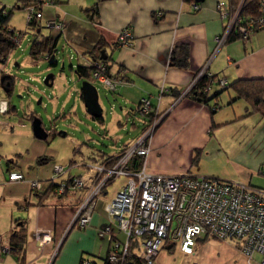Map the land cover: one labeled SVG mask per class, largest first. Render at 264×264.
<instances>
[{"label": "crops", "instance_id": "0c3cea01", "mask_svg": "<svg viewBox=\"0 0 264 264\" xmlns=\"http://www.w3.org/2000/svg\"><path fill=\"white\" fill-rule=\"evenodd\" d=\"M71 2L83 8L86 17L64 6ZM193 2L199 9L192 10ZM218 2L228 0H41L42 16L36 27L39 31L52 18L62 20L77 65H83L93 46L102 45L120 100H132L137 111L140 101L147 98L153 110L162 115L149 140L146 162L150 172L206 176L201 164L207 157L232 162L239 169L230 175L238 172V177L247 179L253 169L264 165V118L231 87L213 86L209 104L183 94L206 63L210 72L225 78L228 84L240 79H264V30L256 31L248 40L232 35L215 50V38L226 24L216 10ZM94 5L97 14L88 16L85 10ZM124 27L132 33L128 46L118 44V33ZM70 68L75 69L72 64ZM4 79L0 68V97L7 98L2 86L10 87V83L3 84ZM161 87L164 91L160 93ZM80 97L83 102L81 91ZM214 103L218 107L212 111L210 105ZM31 113L17 116L12 106L0 115V120L8 124L0 125V238L10 243L11 234L21 227L25 235L23 249L1 254L0 264H81L84 257L92 264H101L109 248L102 230L106 225L115 229V221L104 205L117 189L112 192L108 185L101 191L89 223L81 228L72 221L88 189L69 188L60 195L54 186L86 176L90 163L119 153L131 141L112 153L90 148L87 155L80 145L76 148L73 144L72 156L58 160L53 142L65 137L66 132L63 135L53 129L45 139L36 137ZM124 113L129 114L126 110ZM98 117L92 118L103 124V111L101 120ZM148 119L144 118L133 140L143 132ZM118 124H122L119 119ZM196 153L199 159L194 162ZM55 164L68 168L54 177ZM11 171L21 173L23 179L9 180ZM220 179L249 184L237 178ZM32 180L41 181L42 190L34 191ZM43 236L50 241L43 243Z\"/></svg>", "mask_w": 264, "mask_h": 264}, {"label": "built area", "instance_id": "2783aa9c", "mask_svg": "<svg viewBox=\"0 0 264 264\" xmlns=\"http://www.w3.org/2000/svg\"><path fill=\"white\" fill-rule=\"evenodd\" d=\"M191 7L197 10L200 6L193 2ZM0 10L5 12L2 5ZM26 10L27 24L41 19V11L34 6L30 5ZM216 10L226 24L222 33L215 38V50L228 40L233 30H237L240 39L248 40L256 30L264 27L263 17L249 18L243 22L240 17L241 4L235 12H231L228 3L218 2ZM261 10L264 11V2L261 3ZM45 25L58 33L65 28L64 22L56 18L48 20ZM131 39L129 27H124L118 33V44L121 46L130 45ZM12 40L17 46L21 41L17 36ZM98 55L99 50H96L94 56ZM83 66L92 68L86 77L87 81H99L109 90L115 89V83L106 74L107 69L102 62L87 57ZM202 77L207 79L204 91L208 94L215 85L220 88L228 85L225 78L210 72L206 63L183 94L188 95ZM162 91L164 87L160 88V93ZM9 104L8 98L0 97V115L9 111ZM137 111L149 119L143 132L131 144L125 146L118 156L110 155L100 162L90 163L86 176L60 182L55 190L57 194H64L69 188L88 189L87 197L78 205L72 221L82 228L89 223L101 191L116 179L124 178L113 198L104 205L110 218L115 221V229L106 225L102 230L108 237L109 248L101 264H134L137 261L153 264L168 242L177 245L182 253L192 254L201 236L220 240L235 239L239 242L240 253L249 262L264 264V188L188 173L150 172L146 162L150 152L149 140L162 115L157 109L153 110L147 98L140 101ZM0 125L7 127L8 124L0 120ZM135 160L138 165L133 168ZM67 168L55 164L54 177L63 174ZM258 172L264 175V168ZM8 178L11 181L21 180L23 175L11 171ZM30 186L34 191L42 190L41 181L32 180ZM40 240L43 243L50 241L47 236ZM11 251L10 243H3L0 238V255ZM256 254L261 256L258 262L253 261ZM81 264L92 262L84 257Z\"/></svg>", "mask_w": 264, "mask_h": 264}, {"label": "rangeland", "instance_id": "374dc122", "mask_svg": "<svg viewBox=\"0 0 264 264\" xmlns=\"http://www.w3.org/2000/svg\"><path fill=\"white\" fill-rule=\"evenodd\" d=\"M1 5L12 10L8 25L17 32H23L19 45L10 51L4 63H0L4 78L12 80V90L8 94L4 91V96H9L17 116L24 117L30 111L41 119L46 132L53 129L57 132H66L65 137L53 142L60 159L56 158L64 161L72 156L73 144L76 148L80 145L82 153L87 155L90 148L112 153L119 146L129 141L132 143L133 137L142 129L145 118L136 111L137 104L132 100L121 101L118 86L112 91L94 81L92 83L98 92V102L103 111L104 122L101 124L94 120L80 97L81 87L87 79L79 77L75 70L70 68V64L75 67L79 61L65 39L67 34L64 32L60 34L54 65L43 58L34 62L30 56L31 42L40 36L39 34L49 33L56 36L57 32L50 31L46 27H42L40 32L38 27L27 29V10L14 7L15 0H0ZM64 6L70 9L73 7L76 14L85 16L83 8L72 2ZM48 74L53 75L51 86L44 83ZM124 110L129 113L128 116ZM118 119L121 120V125L118 124ZM133 124L137 127L135 128ZM233 165L232 162L206 157L201 168L203 172H207V177L237 178L253 186L264 188V175L258 172L261 166L264 168V165H260L256 170L253 169L252 175L250 177L248 175L247 179L238 177V172L230 175L231 172L239 169ZM123 182L124 178L116 179L109 185L110 191L118 189ZM203 238L201 236V239ZM166 245L160 250L153 264H247L245 256L240 253L239 242L235 239L209 238L199 241L195 244L192 254L181 253L177 245L170 242ZM260 260L259 254L253 257L254 262Z\"/></svg>", "mask_w": 264, "mask_h": 264}, {"label": "trees", "instance_id": "16d2710c", "mask_svg": "<svg viewBox=\"0 0 264 264\" xmlns=\"http://www.w3.org/2000/svg\"><path fill=\"white\" fill-rule=\"evenodd\" d=\"M262 2H264V0H228V5H229L231 12H235L238 9V6L241 4L240 17L243 19V22H246L248 21L249 18H253V19H256L259 17L264 18V11L261 10ZM30 5L34 6L36 10H41V0H15L14 7L16 8L24 7V9L26 10L27 7ZM1 10H0V59L2 61H5L10 51L14 47L17 46L15 43H13L12 39L14 38V36H17L20 39H22L23 32L22 31L17 32L14 28H11L8 25L12 10L7 9L6 6L4 5H3V10H5V12H2ZM85 11L88 16L97 14L98 12L97 5L87 8ZM39 21H34V20L29 21L27 24V29L36 27ZM43 27L48 28L46 25ZM259 30H264V27ZM40 31L41 30H39V32ZM64 31H65V28H64ZM63 32H59L56 36H44L43 37L42 34H39L40 36H38L36 39H34L31 42V46H30L31 60L36 62L43 58V59H46L50 64L54 65L56 63L55 52H56L58 39L60 37V34H62ZM232 35L239 37L237 30H233V32L231 33L228 39H230ZM96 50H99L98 57L94 56V53ZM88 57L95 59L96 61L98 60L102 62L106 66V69H107L106 74L111 78L110 68L106 62L107 61L106 52L103 49L102 45L98 44V45L93 46L92 50L89 52ZM74 70L79 77L86 78L87 76H89V73L92 70V68H88V67H85L79 64L75 66ZM6 81H8V79L5 78L3 81V84H5ZM9 83H10V87L8 86L7 89H10L11 91L12 81H10V79H9ZM206 85H207V79L205 77H202L201 79L198 80V82L191 89V91L188 93L187 96L194 98L198 101L204 102L205 104H209L212 97L210 98L209 94L204 91V87ZM229 87L234 89V91L237 93V96L239 98L245 99L250 104L249 106L252 108L253 111L259 113L264 118V79H259V78L240 79L231 84H228L225 88H221V89H227ZM214 96L216 95L214 94ZM11 107L12 106L9 104V110ZM217 107L218 105H216L215 103L210 105V108L212 111L217 109ZM33 115L34 114L31 113V118L33 117ZM151 115H153V113H151ZM101 118L102 117L99 116L97 119L101 120ZM118 155L119 153L115 154V156H118ZM198 156L199 154L196 153L193 159L194 162L198 161L199 159ZM116 159L117 157L114 158L110 162V165ZM137 165H138V162L135 160L133 163V168H135ZM57 186L58 185L54 186L55 190ZM60 195H63V194H60ZM209 238H212V237L205 236L203 239L201 238L197 239V242L199 241L201 242ZM24 240H25V235H24V229L22 227L18 231H14L10 237V245L12 248L11 252L19 253L23 249ZM131 258L132 256H130V259ZM134 264H141V263L137 261Z\"/></svg>", "mask_w": 264, "mask_h": 264}, {"label": "water", "instance_id": "95a60500", "mask_svg": "<svg viewBox=\"0 0 264 264\" xmlns=\"http://www.w3.org/2000/svg\"><path fill=\"white\" fill-rule=\"evenodd\" d=\"M1 83H2V80H1ZM44 83L47 86H51L53 83V75L48 74L44 79ZM2 87L6 93H8L10 91V89H7L4 86H2ZM81 94H82L84 106H85L87 112L92 117L101 116L102 109H101L99 102H98V92H97V89L94 86V84L89 82V81H85L81 87ZM31 119H32L31 120V126H32V131H33L34 135L40 139H45L47 137V132L45 131V129L43 127L41 119L38 116H36L35 114L33 115V117ZM64 134L65 133L63 132V135ZM19 224H21V222Z\"/></svg>", "mask_w": 264, "mask_h": 264}]
</instances>
